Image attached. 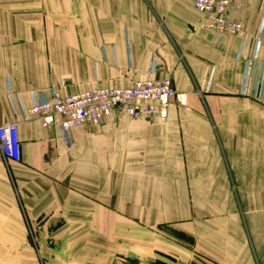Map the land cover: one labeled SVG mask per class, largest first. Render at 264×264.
Listing matches in <instances>:
<instances>
[{
  "label": "crops",
  "instance_id": "obj_1",
  "mask_svg": "<svg viewBox=\"0 0 264 264\" xmlns=\"http://www.w3.org/2000/svg\"><path fill=\"white\" fill-rule=\"evenodd\" d=\"M2 1L0 127L62 80L78 94L154 69L178 98L164 120L115 112L70 141L22 122L10 173L0 152V189L13 183L0 240L36 224L37 240L60 241L61 264H264V87L241 94L245 61L264 60V0L234 14L244 42L201 29L191 0Z\"/></svg>",
  "mask_w": 264,
  "mask_h": 264
},
{
  "label": "built area",
  "instance_id": "obj_2",
  "mask_svg": "<svg viewBox=\"0 0 264 264\" xmlns=\"http://www.w3.org/2000/svg\"><path fill=\"white\" fill-rule=\"evenodd\" d=\"M247 0H191L200 15V28L217 33L220 40L235 37L245 41L247 29L244 22L234 16L241 11ZM260 43V40H258ZM154 69L148 79L134 82L128 87L112 86L65 95L60 86H54L49 99L34 97L30 109L23 118L16 116L11 123L0 127V152L6 164L21 160L19 125L38 119L41 127L62 130L71 140V132L85 124H96L113 113L131 118H167L170 103L178 98L176 87L169 76L155 78ZM264 87V60L258 54L245 61V74L241 94L259 99Z\"/></svg>",
  "mask_w": 264,
  "mask_h": 264
},
{
  "label": "rangeland",
  "instance_id": "obj_3",
  "mask_svg": "<svg viewBox=\"0 0 264 264\" xmlns=\"http://www.w3.org/2000/svg\"><path fill=\"white\" fill-rule=\"evenodd\" d=\"M6 2L14 4V0ZM23 4L30 3L28 0L21 1ZM0 3H3L0 0ZM261 9L264 10V2H261ZM200 16V15H199ZM263 17V16H262ZM264 22V18H263ZM7 171L10 173V164H7ZM1 186V185H0ZM13 183L10 179H6L5 191L0 189V198L2 200H9V190L12 189ZM10 188V189H9ZM11 192V191H10ZM13 199V195L10 193ZM11 213V210H7ZM13 228V238L0 240V264H61L62 263V246L57 239L49 238L48 240L39 241L36 236L39 234L42 225H29L28 238L20 239L21 231L17 226H10ZM57 227V226H56ZM54 226L49 228L53 230ZM155 264H174L171 258L163 257L155 261ZM191 264H212L204 258L196 257Z\"/></svg>",
  "mask_w": 264,
  "mask_h": 264
}]
</instances>
